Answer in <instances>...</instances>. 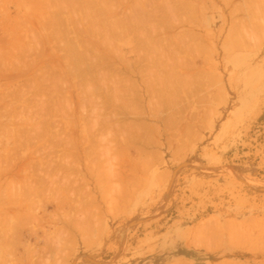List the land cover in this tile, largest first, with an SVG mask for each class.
<instances>
[{"label":"rangeland","instance_id":"obj_1","mask_svg":"<svg viewBox=\"0 0 264 264\" xmlns=\"http://www.w3.org/2000/svg\"><path fill=\"white\" fill-rule=\"evenodd\" d=\"M73 1L0 0V264H264V0Z\"/></svg>","mask_w":264,"mask_h":264},{"label":"bare ground","instance_id":"obj_2","mask_svg":"<svg viewBox=\"0 0 264 264\" xmlns=\"http://www.w3.org/2000/svg\"><path fill=\"white\" fill-rule=\"evenodd\" d=\"M67 1H68V0H67ZM106 1H107V0H106ZM108 1H109V0H108ZM112 1H113V0H112ZM147 1H148V0H147ZM62 2H63V1H62ZM72 2H74V1L72 0ZM64 3H65V2H64ZM91 3H94L93 0H92ZM101 3H102V2H101ZM104 3H105V2H104ZM123 3H124V2H123ZM127 3H128V2H127ZM74 4H76V3H74ZM95 4H96V1H95ZM97 5H98V4H97ZM104 5H105V4H104ZM148 5H149V4H148ZM150 5H151V4H150ZM152 5H153V4H152ZM90 6H91V5H90ZM164 6H165V5H164ZM167 6H169V5H167ZM144 7H145V6H144ZM119 8H120V7H119ZM139 8H140V7H139ZM145 8H146V7H145ZM172 8H173V7H172ZM150 9H151V8H150ZM158 9H159V8H158ZM169 9H170V8H169ZM111 12H112V11H111ZM159 12H160V11H159ZM163 12H164V10H163ZM134 13H135V12H134ZM143 13H144V12H143ZM143 13H142V14H143ZM151 13H152V12H151ZM153 13H154V12H153ZM104 14H105V13H104ZM147 14H148V13H147ZM147 14H146V15H147ZM155 14H156V13H155ZM123 15H124V14H123ZM138 15H139V13H138ZM107 16H108V15H107ZM143 16H144V14H143ZM150 16L152 17L153 15H150ZM158 16H159V15H158ZM132 17H133V16H132ZM136 17H137V16H136ZM138 17H140V16H138ZM144 17H145V16H144ZM146 17H147V16H146ZM148 17H149V16H148ZM161 17H162V16H160V19H161ZM133 18H134V17H133ZM160 19H158V20H160ZM152 20H153V19H152ZM117 21H118V19H117ZM119 21H120V20H119ZM119 21H118V22H119ZM150 21H151V20H150ZM155 21H156V20H155ZM164 21H165V20H164ZM136 22H137V21H136ZM136 22H135V23H136ZM158 22H159V21H158ZM120 23H122V21H121ZM125 23H126V22H125ZM125 23H124V24H125ZM138 23H139V22H138ZM138 23H137V24H138ZM104 24H105V23H104ZM113 24H114V23H113ZM132 24H133V23H132ZM132 24H130V25H132ZM141 24H142V23H141ZM91 25H92V24H91ZM91 25H90V26H91ZM114 25H115V24H114ZM133 25H134V24H133ZM159 25H160V24H159ZM107 26H108V24H107ZM121 26H122V24H121ZM126 26H127V25H126ZM126 26L124 27V29L126 28ZM157 26H158V25H157ZM127 27H128V26H127ZM136 27H137V26H136ZM151 28H152V27H151ZM155 28H156V27H155ZM157 28H158V27H157ZM171 28H172V27H171ZM173 28H174V27H173ZM91 29H92V28H91ZM95 29H96V28H95ZM95 29H94V30H95ZM133 29H134V28H133ZM158 29H159V28H158ZM160 29H161V28H160ZM160 29H159V30H160ZM162 29H163V28H162ZM94 30H93V32H94ZM126 30H127V29H126ZM170 30H173V29H170ZM124 31H125V30H124ZM128 31H130V29H129ZM132 31H133V30H132ZM165 31H166V30H165ZM173 31H174V30H173ZM90 32H92V31H90ZM113 32H114V31H113ZM80 33H81V32H80ZM88 33H89V32H88ZM96 33H97V32H96ZM102 33H103V32H102ZM125 33H126V32H125ZM187 33H188V31H187ZM192 33H193V32H192ZM92 34L95 35V33H92ZM106 34H107V32H106ZM188 34H189V33H188ZM193 34H195V32H194ZM193 34H192V35H193ZM179 35H180V34H179ZM181 35H182V34H181ZM86 36H87V35H86ZM182 36H183V35H182ZM193 36H194V35H193ZM162 37H163V36H162ZM176 37H177V35H176ZM176 37H175V38H176ZM178 37H180V36H178ZM178 37H177V38H178ZM183 37H184V36H183ZM77 38H78V37H77ZM163 38H164V37H163ZM189 38H192V37H189ZM167 39H168V38H167ZM172 39H173V38H172ZM185 39H186V38H185ZM181 40H182V39H181ZM161 41H162V40H161ZM179 41H180V40H179ZM184 41H185V40H184ZM167 42H170V41H167ZM185 42H186V41H185ZM170 43H171V42H170ZM170 43H169V44H170ZM160 45H161V44H160ZM165 45H166V44H165ZM82 46H83V45H82ZM171 46H172V45H171ZM171 46H170V47H171ZM178 46H180V45H178ZM183 46L185 47V45H183ZM190 46H191V45H190ZM84 47H85V46H84ZM166 47H167V46H166ZM172 47H173V46H172ZM174 47H175V45H174ZM174 47H173V48H174ZM198 47H199V46H198ZM188 48H189V47H188ZM81 49H83V48H81ZM164 49H165V47H164ZM167 49H169V48H167ZM167 49H166V51H167ZM185 49H186V48H185ZM191 49H192V47H191ZM202 49H203V48H202ZM160 50H161V49H160ZM181 50H182V49H181ZM85 51H86V50H85ZM170 51H173V50H170ZM175 51H176V50H175ZM177 51H179V50H177ZM186 51H187V50H186ZM163 54H164V53H163ZM173 54H174V53H173ZM192 54H193V53H192ZM181 55H182V54H181ZM183 55H184V54H183ZM187 55H188V54H187ZM190 56H191V54H190ZM192 56H193V55H192ZM142 57H143V56H142ZM161 57H162V56H161ZM161 57H160V58H161ZM163 57H165V56H163ZM178 57H179V56H178ZM150 58H151V56H150ZM182 58H183V57H182ZM184 58H186V57H184ZM170 59H171V57H170ZM179 59H180V58H179ZM148 60H149V59H148ZM150 60H151V59H150ZM185 60H186V59H185ZM152 61H153V60H152ZM179 61H180V60H179ZM157 62H158V61H157ZM160 62H161V61H160ZM177 62H178V61H177ZM180 63H181V62H180ZM153 64H154V63H153ZM183 64H184V63H183ZM147 67H148V66H147ZM140 68H141V67H140ZM149 69H150V68H149ZM158 69H159V68H158ZM140 70H141V69H140ZM142 72H143V71H142ZM105 73H107V72H105ZM108 73H109V72H108ZM108 73H107V74H108ZM111 73H112V72H111ZM113 73H114V72H113ZM99 74H100V72H99ZM107 74H105V75H107ZM109 74H110V73H109ZM103 76H104V75H103ZM92 77H93V76H92ZM108 77L110 78L109 75H108ZM112 77H113V76H112ZM94 78H95V77H94ZM122 78H123V76H122ZM148 78H149V77H148ZM98 79H100V78H98ZM102 79H104V78H102ZM106 79H107V77H105L104 80H106ZM114 79H115V78H114ZM118 79H119V78H118ZM118 79H117V80H118ZM94 80H95V79H94ZM117 80H116V81H117ZM129 80H130V79H129ZM145 80H146V79H145ZM111 81H112V80H111ZM118 81H119V80H118ZM143 81H144V80H143ZM148 81H149V80H148ZM106 82H107V81H106ZM120 82H121V81H120ZM120 82H118V84H116L117 82H114V83H115V84L117 85V87H118ZM152 82H153V81H152ZM122 83H123V82H122ZM124 83H125V82H124ZM127 84H128V83H127ZM144 84H145V82H144ZM108 85H109V84H108ZM111 85L113 86V82H112ZM116 85H115V86H116ZM123 85H124V84H123ZM133 85H134V84H133ZM124 86L126 87V85H124ZM127 86H128V85H127ZM145 86H146V85H145ZM147 86H148V84H147ZM147 86H146V88H147ZM154 86H155V85H154ZM154 86H153V87H154ZM117 87L115 88L116 91H117V89H118ZM119 87H120V86H119ZM132 87H133V86H132ZM139 87H140V86H139ZM120 88H121V87H120ZM134 88H135V87H134ZM137 88H138V87H137ZM150 88H151V87H150ZM154 89H155V88H154ZM154 89H153V90H154ZM120 90H121V89H120ZM131 90H132V89H131ZM155 90H156V89H155ZM155 90H154V92H155ZM129 91H130V90H129ZM147 91H148V90H147ZM149 91H150V89H149ZM117 92H119V89H118ZM122 93H123V92H122ZM124 93H125V91H124ZM130 93H131V92H130ZM150 93H151V92H150ZM128 94H129V93H128ZM119 95H121V94H119ZM133 95H134V94H133ZM153 95H154V94H153ZM130 96H131V95H130ZM136 96H137V95H136ZM133 97H134V96H133ZM122 99H124V98H122ZM129 99H130V98H129ZM129 99H128V100H129ZM134 99H135V98H134ZM105 103H106V102H105ZM125 103H128V102H125ZM129 104H130V103H129ZM130 106L132 107V105H130ZM124 108H125V107H124ZM128 108L130 109V107H128ZM122 109H123V108H122ZM133 109H134V108H133ZM119 111H120V110H119ZM119 111H118V113H119ZM131 111H133V110H131ZM114 113H115V112H114ZM124 113H125V112H124ZM128 113H129V112H128ZM111 114H112V113H111ZM114 116H115V115H114ZM114 116H113V117H114ZM123 116H124V115H123ZM106 119H107V118H106ZM102 120H103V119H102ZM104 120H105V119H104ZM109 121H110V120H109ZM121 121H123V120H121ZM103 122H104V121H103ZM105 122H106V121H105ZM114 122H115V121H114ZM134 122H135V121H134ZM110 123H111V121H110ZM116 123H118V122H116ZM127 123H130V122L128 121ZM97 124H98V123H97ZM100 124H101V123H100ZM122 124H123V123H122ZM102 125H103V124H102ZM130 125H131V124H130ZM133 125L135 126L136 123H135V124H132L131 127H132ZM138 125H139V124L137 123V126H138ZM123 126H124V125H123ZM123 126H122V127H123ZM129 127H130V126H129ZM129 127H128V128H129ZM135 127H136V126H135ZM135 127H134V128H135ZM132 128H133V127H132ZM154 129H155V128H154ZM84 141H85V140H84ZM65 155H66V154H65ZM64 158H65V157H64ZM64 158H63V159H64ZM52 159H53V158H52ZM70 161H71V160H69L68 162H70ZM42 162H43V161H42ZM42 162H41V165H42ZM49 162H50V161H49ZM71 162H72V161H71ZM67 164H68V163H67ZM71 164H72V163H71ZM43 165H44V164H43ZM49 165H50V163H49ZM63 165H64V163H63ZM50 166H51V165H50ZM52 166H53V165H52ZM52 166H51V167H52ZM60 166H61V165H60ZM70 166H71V165L69 164L67 167H70ZM55 167H56V166H55ZM62 167H63V166H62ZM75 167H76V164H75ZM75 167H72V168H75ZM70 168H71V167H70ZM72 168H71V169H72ZM48 169H49V168H48ZM51 169H52V168H51ZM59 169H60V168H59ZM63 169H64V168H63ZM71 169H69V170H71ZM45 171H46V170H45ZM45 171H44V173L47 172V171H46V172H45ZM49 171H50V170H49ZM53 171H54V170H53ZM62 171H63V170H62ZM65 171H66V168H65ZM72 171H73V169H72ZM41 172H42V171H41ZM52 173H53V172H52ZM64 173H65V172H64ZM31 174H33V172H32ZM35 174H36V173H35ZM48 174H49V173H48ZM48 174L46 173V175H47L48 177H50V174H49V175H48ZM66 174L68 175V174H70V173H68V171H67ZM36 175H37V174H36ZM36 175H34V176H36ZM39 175H40V174H39ZM46 175H45V176H46ZM64 175H65V174H64ZM37 178H38V177H37ZM50 178H51V177H50ZM52 178H53V177H52ZM61 178H62V177H61ZM33 179H34V178H33ZM44 180H45V179H44ZM51 180H52V179H51ZM31 181H32V180H31ZM36 181H37V180H35V182H34L35 184H36ZM53 181H54V179H53ZM64 181H65V180H64ZM75 181H76V180H75ZM32 182H33V181H32ZM39 182H40V181H39ZM39 182L37 181V183H39ZM42 182H43V181H42ZM42 182H41V183H42ZM50 182H51V181H50ZM43 183H44V182H43ZM39 184H40V183H39ZM52 184H53V183H52ZM34 186H35V185H34ZM38 186H39V185H37V186H35V187H38ZM55 186H56V185H55ZM60 186H61V185H60ZM68 186H69V185H68ZM35 187H34V188H35ZM39 187H41V186H39ZM66 187H67V186H66ZM74 187H75V186H74ZM78 187H79V186H78ZM54 188H55V187H54ZM80 188H81V187H80ZM40 189H41V188H40ZM40 189H39V190H40ZM64 189H65V188H64ZM72 190H73V189H72ZM80 190H81V189H80ZM40 191H41V190H40ZM40 191H39V192H40ZM55 191H56V190H55ZM55 191H52V192H55ZM59 191H60V190H59ZM78 191H79V190H78ZM31 192H32V191H31ZM67 192H69V191H67ZM67 192H66V193H67ZM88 192H89V191H88ZM32 193H34V191H33ZM90 193H91V192H90ZM90 193H89V194H90ZM87 194H88V193H87ZM65 195H67V194H65ZM65 195H64V196H65ZM79 195H80V194H78V197H79ZM85 195H86V194H85ZM86 196H87V195H86ZM66 197H68V196H66ZM217 224H218V223H217ZM217 224H216V226H215L216 228L219 227ZM199 228H200V227H199ZM197 229H198V227H197ZM197 229H196V230H197ZM198 231H200V229H198ZM199 233H200V235L202 234L201 232H199ZM199 233H198V235H199ZM200 235H199V236H200ZM196 236H197V233H196V235H194V237H196ZM205 236H206V237H205ZM205 236H204V234H203V237H205V238H207V239L203 238V239L205 240V241L203 240V242H206V240L209 241L207 235H205ZM194 237H193L194 240H191L192 242H194V241L196 242V241H197V237H196V238H194ZM201 238H202V235H201ZM12 240H14V239L12 238ZM12 240H11V241H12ZM199 240H200V238L198 239V241H199ZM191 241L188 242V243H191ZM198 241H197V242H198ZM195 242H194V243H191V244L194 245V246L197 247V248H202V249L209 250V251H211V250L214 248V250H216L215 247L210 246V245H213V244H212L213 242H212V243H209V242H210V241H209L208 243H206V244H208V245H204V244H202V243H203L202 240L200 241L201 243H199V242H198V243H195ZM9 244H10V243H9ZM209 244H210V245H209ZM226 264H227V263H226Z\"/></svg>","mask_w":264,"mask_h":264}]
</instances>
